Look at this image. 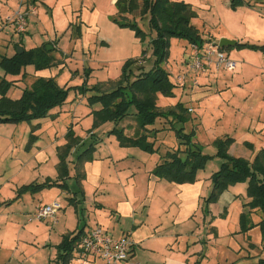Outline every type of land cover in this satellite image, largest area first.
I'll return each mask as SVG.
<instances>
[{
	"label": "crops",
	"instance_id": "crops-1",
	"mask_svg": "<svg viewBox=\"0 0 264 264\" xmlns=\"http://www.w3.org/2000/svg\"><path fill=\"white\" fill-rule=\"evenodd\" d=\"M116 2L117 0H108L112 11L101 15L94 0H64L63 3L57 0L54 5H50L49 0H30L35 13L28 16L26 30L19 36L13 26L6 22V18L17 8L18 0H0V61L4 57H12L15 53L21 54L24 50L35 48H45L50 53L51 49L66 38L69 44L72 42V46L67 48L68 51L63 56L84 55L86 59H99L97 66H89L84 70L82 84L85 82L87 87L84 96L74 89L72 97L70 89L66 101L59 106H65V109L54 107L47 116L30 121L0 122V264H104L99 258L82 254L78 246L71 251L68 260L56 261L59 254L57 247L64 235L73 236L74 233L81 232L80 235L83 236L98 226L113 238L128 235L133 240L134 246L129 258L119 264H207L206 246L210 242H219L220 248L230 250L232 264H259V259L264 260V240L260 226H253L245 233L240 232V214L250 210L246 205L250 201L246 181L231 185L219 195L217 201L207 203L206 198L210 194L207 193L212 188L211 175L217 171H204L209 160L204 168L197 171L195 181H170L153 173L154 167L162 160L161 156L169 150L162 147L163 144L157 145L158 137L150 134L149 139L155 140V148L159 149L151 153L140 147L121 145L112 133L118 127L123 129L124 135H135L137 126L132 127L129 122L124 124L126 117L117 123L107 121L95 127L92 114L95 109L92 107L99 103L90 105L87 98L93 92L89 88L95 85L92 81L96 67L105 65L106 59L110 61L107 55L112 52L116 63L122 66L127 59L140 57L144 49L142 41L135 36L133 30L112 20L117 11ZM228 3L232 10L245 7V11H251L254 7L242 5L233 9L230 0ZM59 4L62 6L61 10L64 9L63 6L67 7V16H71L73 11L77 12L71 16V20H62L67 25H63L65 29L60 37L57 34V23L53 21ZM40 7H43V15L37 12ZM73 23L76 24V29L70 27ZM236 35L226 31L222 37L236 40ZM236 41L264 45L250 40ZM18 47L21 53L17 52ZM48 47L51 49L48 50ZM229 47L225 51L232 59V51L235 49L237 52L251 50L264 54L258 49L236 48L234 45ZM102 48L104 49L100 55ZM147 60L142 61V64H146ZM55 61V65L44 69H35L33 64L27 65L19 74L14 75L5 74L0 65V77L12 82L6 96L11 99L20 98L23 91L39 77H55L61 85L60 79L66 75V68L71 67L66 59ZM59 68L62 70L58 71ZM215 72L212 67L201 76L205 83L214 82L212 88L218 83L219 90L214 88L213 95L218 93L214 91L221 92L227 85L223 75ZM253 75L256 79L264 78V68L261 71L255 70ZM61 86L71 87L67 84ZM250 95H246V100ZM160 97L159 95L157 104L162 109L172 108L180 102L160 105ZM259 98L260 102L230 106L233 109L226 112L221 110L222 103L217 106L223 111L217 124L227 114L230 118L228 130L233 134L224 133L215 139L227 136L233 139L228 148L230 155L252 161L264 147V86ZM62 110L68 111L66 114L70 115L69 118H64L71 124L66 126L64 123L66 128L62 125ZM165 119L170 122L172 120L171 117ZM84 120L91 123L79 130L78 127ZM108 122L113 123L112 128ZM149 128L159 129L154 126ZM251 130L255 137L245 140ZM68 132L79 141L67 152L65 172L59 166V153L68 142ZM237 132L239 135L235 136ZM194 135L193 131L192 143L200 147L203 153L204 149L194 141ZM215 139L211 141L212 145ZM175 145L177 148H185L178 140ZM243 149L246 151L243 152ZM216 152L217 149L214 156ZM48 181H56L60 185L52 184L18 195L17 191L24 185ZM60 197H63V201L59 200ZM54 201L61 204L55 219L49 217L44 223L28 221L29 215L37 207ZM237 203L239 206H236ZM260 216L255 209L250 210L253 223L257 224L261 220ZM9 229L13 237L11 244H8ZM223 238H229L230 241L223 242ZM236 238H241L243 244ZM30 245H35L34 250L42 247V252L46 251L45 248L49 249L48 257L34 259L33 255L37 256L39 253L32 254ZM226 256L227 254L224 256L225 260Z\"/></svg>",
	"mask_w": 264,
	"mask_h": 264
},
{
	"label": "trees",
	"instance_id": "trees-1",
	"mask_svg": "<svg viewBox=\"0 0 264 264\" xmlns=\"http://www.w3.org/2000/svg\"><path fill=\"white\" fill-rule=\"evenodd\" d=\"M254 0H230L231 8L238 6H252ZM261 1V0H260ZM116 13L112 20L120 26L128 27L141 41L146 32L138 25L137 18L146 19L149 34H152L150 46L152 49V65L148 70L144 69L140 57L129 58L121 66V72L111 89L96 83L89 90H93L87 98L89 104L99 103L101 107L92 111L95 127L107 121L119 122L129 115V110L134 107L131 114L136 116L138 126L135 135L123 134V129L115 127V134L121 145L136 146L147 152H156L154 141L149 137L155 136L160 130L149 128L158 119L171 117L175 123H184L189 119L187 108L182 102H177L174 107L162 109L158 106L159 94L171 97L174 95L176 83L170 79V73L163 66L168 58L169 40L172 37L185 39L189 44H197L200 47L205 40L198 29L191 24V19L196 15L190 3L183 0H117ZM236 48L248 47L264 52V45L237 42ZM224 47L222 49H229ZM55 58L45 48L24 50L21 54L15 53L12 57H4L0 61L5 74H19L21 69L33 64L35 69L49 68L55 65ZM139 66V67H137ZM107 82V81H106ZM12 82L0 77V122L30 121L35 118L47 116L54 107L61 106L67 99L69 90L74 88L81 93L87 90L85 82L78 87H65L57 83L55 77H39L29 88H26L18 99L6 96ZM109 89V90H107ZM174 128V126H173ZM176 137L185 148L178 147L167 150L161 156V162L153 169L158 177L170 181L184 183L193 182L199 169L204 168L211 156L203 154L200 147L192 143L193 132H185L181 126L175 129ZM150 134H152L150 136ZM68 142L59 153L60 168L65 170V157L69 149L78 143L79 139L70 132L67 135ZM233 139L231 137L217 138L213 145L216 147V156L223 159L219 169L211 175L212 189L207 203L217 201L219 195L231 185L239 182H247V197L250 201L246 204L250 210L255 209L261 214V220L255 224L250 217V210L240 214V232L245 233L253 226L259 225L264 240V147L258 151L252 161L242 157H236L228 153V148ZM58 184L44 182L41 184L31 183L22 186L18 195L27 190L37 191L45 186ZM60 185V184H58ZM64 186V185H61ZM81 232L66 234L63 236L57 249L59 254L56 261L68 260L71 251L78 246ZM62 264V263H59ZM66 264V263H63ZM259 264H264L259 259Z\"/></svg>",
	"mask_w": 264,
	"mask_h": 264
},
{
	"label": "rangeland",
	"instance_id": "rangeland-1",
	"mask_svg": "<svg viewBox=\"0 0 264 264\" xmlns=\"http://www.w3.org/2000/svg\"><path fill=\"white\" fill-rule=\"evenodd\" d=\"M60 3H63L64 0H59ZM97 4V7H99L101 11V15L109 14V12L112 11L111 7L108 5V0H94ZM187 3H190L193 7V10L195 11V16L191 19V24L194 25L202 38L206 42H219L220 38H222V35L224 32H232L237 34L235 37L236 40H250L255 42H260L264 44V0H254L252 3L254 7L251 9V11H245V7H239L236 10H232L229 8L228 0H183ZM57 0H49L50 5H54ZM25 6L31 7L30 0H25ZM56 12H54V19L53 21L56 24V29L58 37H60L63 33V30L65 29V23H63V19L65 20H71V16L76 14L75 11H73V14L71 16H67V12L65 9L66 6H63V10H61V4H59ZM43 7H40L37 12L41 15ZM30 11V9L28 10ZM35 13V10L34 12ZM33 13H30L28 16L32 15ZM48 17V16H47ZM103 17H100L102 19ZM28 20V17H27ZM44 22V19H42ZM138 25L141 29H143L146 32V36L142 40L143 48L141 53L144 54L142 56H145V58H142L141 61H145V59H148L146 64H144V69L148 70L152 65V49L150 46V40L152 37V34L154 36V33L149 34V29L147 25L146 19H140L137 18ZM59 24V25H58ZM27 25V22H26ZM63 25H65L63 27ZM70 27L73 29H76V24L73 23L70 25ZM26 30V27H25ZM46 31V29H45ZM130 31V30H128ZM16 32V31H15ZM25 32V31H24ZM23 33V32H22ZM56 33V32H55ZM20 36L19 33H16ZM230 36L229 34H227ZM54 36V33H53ZM72 46V42L69 44L68 38L63 39L61 43H59L58 46H56L54 49H51L50 54L55 59H66L67 63L71 67L70 69L66 68V75L62 77L61 85L67 84L71 87H78L82 85V82L84 80V70L85 68L89 66H97L96 64H99V59L92 58V59H86L84 55L78 56L74 55L73 57H66L63 56L64 52H67L68 49ZM68 48V49H67ZM104 48L100 49V55L102 54V50ZM240 52V51H238ZM237 50H233L232 53L234 60L237 63V66L234 70H227V69H220L216 70L215 73H221L223 75L224 79L227 81V85L224 87V89L219 91L216 95H213L212 92L214 88L216 90L218 89V83L216 84V87L212 88V84L214 82H208L205 83L201 80V76L204 74V72H194L189 69L188 61L191 58L190 53V44L183 38L178 37H172L169 40V55L167 60L164 62L163 66L166 68V70L170 73V79L176 83V87L174 88V95L171 97L163 96L159 94L160 97V105H164L166 102L175 103L176 101H180L183 103L184 107L187 108V112L189 114L188 121L184 122V125H179L178 123H175V121L170 122L169 120L164 119H158L157 122L153 125L154 127L159 128L160 130L155 132L157 145L163 144L166 149L172 150L177 148L175 145V142L177 143V140L179 139L176 137L175 129L180 128L181 126H184L185 132H193L196 134V140L195 142L199 143L203 147V153L208 154L210 156H213L209 159L205 170L207 173L210 171L218 170L223 160L215 155V146L211 144V141L215 139L216 137H219L221 134L224 133H231L228 129H230V125H228V119L229 116L224 117L221 120V123L217 124V119L222 117V113L224 111H228L229 109L232 110L233 108L230 106H243L246 102H253L254 101H261L259 98V94H261L264 86V78H254L253 72L255 70H263L264 68V58L262 53L260 52H254L251 50H243L242 52L238 53ZM228 54V52L226 51ZM229 55V54H228ZM63 56V57H62ZM108 60L106 59L105 65H99L95 69V77L93 83H100V85L103 87H107L111 89L110 86H114L117 79L120 75V64L116 63V61L113 58V52L111 55H107ZM190 64V63H189ZM211 66L210 68H212ZM240 67V68H239ZM209 69V68H208ZM207 69V70H208ZM62 70L61 68L58 69V71ZM206 70V71H207ZM1 71V70H0ZM240 71L242 73H240ZM88 74H90L88 72ZM180 75H185L184 81L179 80ZM71 76V77H70ZM107 81V82H106ZM93 86V85H92ZM209 87H211L209 89ZM227 87V88H226ZM107 89V90H109ZM70 94H73L72 97H74V88H71ZM84 93L81 94V96ZM251 94L247 100L246 95ZM171 100V101H167ZM72 99H70L71 101ZM69 101V102H70ZM228 102L229 104H227ZM223 104L221 110L217 107L219 104ZM68 107V104H65ZM101 105L97 104L93 106V109H99ZM59 107V106H58ZM63 107H59V109H65ZM85 108V106H83ZM91 107H89L90 109ZM91 108V109H92ZM244 108V107H243ZM57 109V108H56ZM90 109V110H91ZM191 109V110H190ZM247 109V108H244ZM63 113H61L62 116V125L65 123L66 126H70L71 124L66 122L69 118L68 111L62 110ZM134 107H131L129 110V115L126 116L124 119V124L127 125L129 122L132 127L138 126V120L136 119V116L134 114H131L134 112ZM92 120V119H91ZM26 123V122H24ZM91 123V122H90ZM87 121H83L81 126L78 127L79 130H81L84 126L90 124ZM110 124V127H113L112 122H108ZM65 124L63 125L64 128H66ZM174 126V128H173ZM98 127V126H97ZM150 127V126H149ZM110 128V129H111ZM57 129L59 130V126H57ZM65 130V129H64ZM134 130V129H133ZM131 132V130H128ZM101 132V131H100ZM160 135V137H159ZM239 133H235V136H238ZM248 137H245V140H250L251 138L255 137V134H253V131L251 130L249 133H247ZM250 138V139H249ZM159 139H161L159 142ZM239 138L237 139V142H239ZM254 140V139H252ZM155 141V140H154ZM159 143V144H158ZM237 148L240 146H236ZM243 152L246 150L243 149ZM212 188L209 189L210 193ZM245 194V193H244ZM60 201H63V197H60ZM38 202V201H37ZM236 206H239L237 203ZM237 209V208H236ZM234 212H236L234 210ZM34 212H32L30 216H32ZM31 222V221H29ZM32 222H38L36 220H33ZM31 222V223H32ZM38 223H44L43 221H39ZM8 234H10V237L8 239V244H11L12 235L10 233V229L8 230ZM229 239V238H228ZM227 238H223V242L228 240ZM237 241L243 244L241 241V238H236ZM230 240H228L229 242ZM222 242V244H223ZM35 245H30V251L32 254L39 253L35 256L34 259H41V257H48V251L49 249L45 248L46 251L42 252V247H40L38 250H34ZM215 247V248H213ZM245 247V246H244ZM41 249V250H40ZM227 248H220L219 242L218 244L214 242L207 243L206 246V263L207 264H232V254L230 250H227ZM227 254V259H224V256ZM2 255H5L4 252H2ZM8 264V263H4Z\"/></svg>",
	"mask_w": 264,
	"mask_h": 264
},
{
	"label": "built area",
	"instance_id": "built-area-1",
	"mask_svg": "<svg viewBox=\"0 0 264 264\" xmlns=\"http://www.w3.org/2000/svg\"><path fill=\"white\" fill-rule=\"evenodd\" d=\"M25 4V0H18L17 8L6 18V22L12 25L16 33L19 34L25 31L27 17L35 10V7H26ZM29 9L30 11H28ZM189 54H191V58L187 63L189 69L194 72H205L211 66L216 70L232 71L237 66L236 61L230 58L225 49H222L217 42L205 41L201 47L197 44H190ZM178 78L180 81H184L185 75H180ZM60 209L61 204L56 201L42 204L36 208L28 221H44L49 217L55 219ZM133 246L134 242L128 235L113 238L98 226L81 237L78 249L85 256L101 259L104 264H119L129 258Z\"/></svg>",
	"mask_w": 264,
	"mask_h": 264
},
{
	"label": "water",
	"instance_id": "water-1",
	"mask_svg": "<svg viewBox=\"0 0 264 264\" xmlns=\"http://www.w3.org/2000/svg\"><path fill=\"white\" fill-rule=\"evenodd\" d=\"M237 43L236 40H232V39H229V38H226V37H222L220 38L219 42H218V45L221 47V48H224V47H228V46H233ZM51 47H48V50H50ZM17 52L18 53H21V49H19V47L17 48Z\"/></svg>",
	"mask_w": 264,
	"mask_h": 264
}]
</instances>
